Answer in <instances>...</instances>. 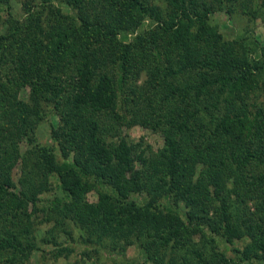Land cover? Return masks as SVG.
Instances as JSON below:
<instances>
[{"label":"trees","instance_id":"trees-1","mask_svg":"<svg viewBox=\"0 0 264 264\" xmlns=\"http://www.w3.org/2000/svg\"><path fill=\"white\" fill-rule=\"evenodd\" d=\"M33 1L38 10L29 8V32L22 36L18 26L0 38L1 52L3 40L15 46L9 53L19 64L14 86L30 88L40 104L31 114L21 103L20 127L8 117L0 124V258L5 264H24L36 249L31 227L38 212L41 226L69 220L81 229L76 240L66 228L54 227L48 242L65 230L70 243L87 250L92 244L103 258L115 255L118 264H136L126 255L130 244L141 249L144 264H264V220L252 225L249 206L252 201L264 210V50L258 54L253 37L251 44L245 38L224 41L210 26L216 12H236L232 0H100V11L99 0ZM250 2L253 9L245 3V12L255 19L264 0ZM57 4L77 16H67ZM147 21L144 37L154 36L152 52L144 39L127 40ZM39 35L49 39L47 45L38 40L23 46L22 37L32 42L30 37ZM22 51L29 53L27 60ZM133 63L150 66V94L146 113L141 117L135 109L130 124L163 134L159 154L103 137L102 114L128 123L117 108L118 96L125 94L120 92L133 79ZM255 89L262 98L257 103L249 101ZM142 91L140 99L146 95ZM44 103L51 105L49 111ZM52 113L59 124L51 127L54 146L49 147L38 143L32 124ZM25 139L31 149L21 158ZM20 159L24 174L17 184L13 172ZM40 179L49 181L50 190L60 188L63 197L40 207L34 183ZM231 180L233 190L227 189ZM225 188L220 198L210 196ZM90 190L98 192L97 204L83 201ZM235 198L244 210L235 206ZM133 230L142 237L130 240ZM120 238L126 244L111 253ZM223 241L231 245L233 258L222 250ZM60 251L74 253L67 247Z\"/></svg>","mask_w":264,"mask_h":264},{"label":"rangeland","instance_id":"rangeland-1","mask_svg":"<svg viewBox=\"0 0 264 264\" xmlns=\"http://www.w3.org/2000/svg\"><path fill=\"white\" fill-rule=\"evenodd\" d=\"M6 3H0V38L3 36L10 35V33L14 32V30L21 26L22 30V36L23 32H29L31 23L33 22V17L29 21L30 14L28 13L29 8L32 7L34 10H38L37 8V2L33 0H4ZM103 1H97L95 4L98 11L101 10L99 8L102 6L101 4ZM247 3L248 9H253L252 3L250 0H232L231 5L233 9H235L236 12H234L231 15H228L224 11L216 12L212 15L210 26H212L214 29H217V32L219 35H222L224 41H235L240 38H245L248 43H252L253 39H255L254 42V48L256 45H258L257 50L260 51L264 50V9L259 12V15L257 18L252 19L249 14L245 12L244 4ZM63 9V13L70 14L67 16H71L72 18L74 16H77V12H72L71 8L67 6L66 4H57ZM47 15V14H46ZM66 16V17H67ZM55 21V19H52ZM69 22V20H66ZM65 22V24H67ZM149 21L145 24V26H142L140 29L136 30L135 32L129 33L127 40L130 42L137 41L139 38L144 39V45L147 48L148 52H152L150 49V44L152 42V39L154 36H151L148 40L144 37V32L149 29L148 27ZM46 28V25H45ZM154 32L156 31L154 27H152ZM47 30V28H46ZM155 34V33H154ZM27 36L22 37L23 42L26 44L23 45L25 48L31 47L36 41L42 40L48 44L49 39L46 37H39L33 38L31 41H25L24 38ZM251 37V38H250ZM140 39V40H141ZM156 39V36H155ZM1 41V39H0ZM158 44L160 47H162V40L159 36V39H157ZM135 43V42H134ZM5 44V47L3 49V52L0 51V89H5L2 95H0V124L4 125L5 123V117L12 118V126L16 125V127H20L21 122H19L18 114L19 113V107H21V103H24V105L28 106V109L30 107V113L32 114L34 112V108L36 105H40L37 103L32 97H31V90L27 87L17 88L14 85L16 84L15 80L18 81V77L20 75L19 72V64L17 62V59L13 55H9V53L15 51V46L12 45L11 41H4L2 45ZM108 49V52L111 53V48L106 45ZM142 50L145 51V49L142 46ZM258 50V54L260 55V51ZM139 51V50H138ZM141 52V51H140ZM146 52V51H145ZM3 53L7 56L5 58H2ZM15 53V52H14ZM29 53L22 51L21 59L27 60L29 58ZM137 61V60H136ZM70 66L66 67L65 72L69 73ZM112 68V67H109ZM149 68L150 66L148 64H136L133 63V73H132V80L128 83V85L121 91L120 93L125 91V94H120L118 96L119 105L117 108L118 114H120L121 117H126L128 123L116 120L112 115H104L102 114L99 118L100 125L103 130V137L108 143H119L122 139H125V141L128 142L129 145H135V144H141L143 149L151 148L154 154H159L160 151L164 148L165 145V138L161 132L155 131L151 126L145 127L139 123L136 124H130V122L136 120L134 118V111L135 109L138 110L140 116L144 113H146L147 108H149V94L147 92L146 88V82L148 79L150 80L149 76ZM15 83V84H14ZM249 87V86H248ZM247 87V88H248ZM143 90V91H142ZM146 92V95L144 94V97L142 99L138 98V91ZM6 94V96H5ZM261 98L260 92L255 89L251 90V94L249 97L250 102L257 103ZM262 100V98H261ZM46 108L48 109L51 105L44 103ZM42 108L44 109V106L42 104ZM50 109H48L49 111ZM45 111V109H44ZM90 114V113H89ZM59 124V118L55 116L53 113L48 115L46 118L42 120H38L36 123H33L34 125V137L37 139L38 143H41L42 145H46L49 147L54 146V142L51 136V127L52 125H55L56 127ZM32 132V133H33ZM31 149L29 148V145L26 142V139L23 140V142L20 143V151H21V158L24 157V155L27 153V151ZM22 159L18 160V164L16 166V169L13 172V181H15L17 184L19 180L23 177V163L21 161ZM137 166L140 168V164L137 163ZM226 175V174H225ZM228 175V174H227ZM30 183V182H29ZM37 191L39 192V205L41 207L42 204H50L53 202L57 197L62 198L63 192L60 188H57L55 190H50L49 188V181H43V180H37L34 181ZM50 183L55 185V180L52 178L50 180ZM226 189V188H225ZM227 189L233 190V182L232 180L229 183V186ZM227 189L222 192L220 190H214L211 192V197H217L220 198L221 195L225 194L227 192ZM233 193V192H232ZM231 193V194H232ZM82 199L86 203L90 204H97L99 202V195L96 190H90L82 196ZM234 201V200H233ZM233 204V203H232ZM231 204V205H232ZM234 204H236V207H241V210H244V207L242 206V203H238V201L235 198ZM184 208V204H182ZM235 208V206H231ZM262 205V204H260ZM250 206V213L253 215L252 220L254 225L255 223L263 224L264 220V210L258 211L256 207L254 206V202L249 201ZM214 211V210H212ZM245 212H243L244 214ZM54 216L56 215L55 212H53ZM42 217V213L38 212L36 214V221L33 227H31V230L34 232V236L37 237V247L29 255V258H27L24 261V264H118L120 260L117 259V257L114 255L113 257L103 258L102 252L96 250L93 248V245L91 244L89 249L87 250L85 245L83 244H77V243H70V239L65 232V230H59V233H56L54 236V239L48 242V235L51 229L54 227H64L66 228L70 233H72L73 238L76 240L78 239V236L81 233V229L78 225L74 223V221H62L63 225L60 224L56 226L55 223H52L50 226H41L40 218ZM196 221V220H195ZM132 233V234H131ZM130 234V240H137L140 237H142V234L140 231L133 230ZM129 237V236H128ZM251 238L250 236H246ZM247 238V239H249ZM200 235H195V241L198 242L200 240ZM50 240V239H49ZM129 240V238H128ZM129 240V241H130ZM124 241V240H123ZM54 242H57L59 246H56ZM75 242V240L73 241ZM112 243V241H111ZM126 244L125 242H121V238L117 240L114 244V246H117V248L111 249V253L117 254L120 250V245ZM222 250L228 255V257L233 258L234 255L232 253V247L229 243L226 241L222 242ZM236 245H240L238 241H236ZM113 246V247H114ZM64 247L70 248L71 251L74 253H71L69 256H67L65 253H61L60 249ZM72 247H75V250H73ZM126 255L128 259H132L137 264L139 261L144 264V258L141 254V249L136 244H130L126 247ZM11 253V252H10ZM7 255H11V254ZM6 255V254H4ZM6 255V256H7ZM89 255V256H88ZM5 256V257H6ZM0 258V264H5L4 260ZM26 262V263H25Z\"/></svg>","mask_w":264,"mask_h":264}]
</instances>
